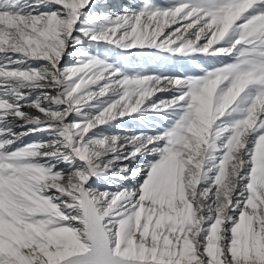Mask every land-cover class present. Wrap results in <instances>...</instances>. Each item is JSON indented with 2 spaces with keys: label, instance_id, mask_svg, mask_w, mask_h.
<instances>
[{
  "label": "snow or ice",
  "instance_id": "1",
  "mask_svg": "<svg viewBox=\"0 0 264 264\" xmlns=\"http://www.w3.org/2000/svg\"><path fill=\"white\" fill-rule=\"evenodd\" d=\"M0 264H264V0H0Z\"/></svg>",
  "mask_w": 264,
  "mask_h": 264
},
{
  "label": "bare ground",
  "instance_id": "2",
  "mask_svg": "<svg viewBox=\"0 0 264 264\" xmlns=\"http://www.w3.org/2000/svg\"><path fill=\"white\" fill-rule=\"evenodd\" d=\"M115 2H124V0H115ZM159 71L175 75L187 71V68H182L178 61L169 60L166 64L159 66Z\"/></svg>",
  "mask_w": 264,
  "mask_h": 264
}]
</instances>
